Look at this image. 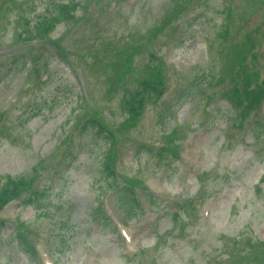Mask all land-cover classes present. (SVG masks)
I'll return each instance as SVG.
<instances>
[{
    "label": "rangeland",
    "instance_id": "rangeland-1",
    "mask_svg": "<svg viewBox=\"0 0 264 264\" xmlns=\"http://www.w3.org/2000/svg\"><path fill=\"white\" fill-rule=\"evenodd\" d=\"M62 1L29 41L50 0H0V190L28 185L0 264H264V99L232 96L264 80V0ZM143 80L164 95L125 123Z\"/></svg>",
    "mask_w": 264,
    "mask_h": 264
},
{
    "label": "trees",
    "instance_id": "trees-1",
    "mask_svg": "<svg viewBox=\"0 0 264 264\" xmlns=\"http://www.w3.org/2000/svg\"><path fill=\"white\" fill-rule=\"evenodd\" d=\"M76 10L75 4H67L62 0H50L46 8V14L41 17L39 22L26 30L21 38L23 40L35 41L40 37L48 35L61 22L72 20ZM163 95V83L160 81L143 80L134 92L126 94L123 98V110L129 116L125 123L133 121V118L140 114L146 103H157ZM232 96L235 106L240 110V118L246 119L264 99V80L260 86L251 87L249 79L245 77L242 87H235ZM89 124L90 128L98 134L99 138L108 141L110 146L114 143L113 132L106 129L98 120L91 119ZM102 165L111 184L116 178V164L114 165V153L111 148L105 151ZM27 187L28 185L22 179L13 180L6 177L5 183L0 190V210L10 201L17 199ZM148 196L150 200L153 199L151 194H148Z\"/></svg>",
    "mask_w": 264,
    "mask_h": 264
}]
</instances>
